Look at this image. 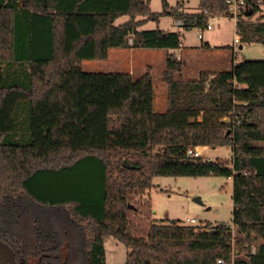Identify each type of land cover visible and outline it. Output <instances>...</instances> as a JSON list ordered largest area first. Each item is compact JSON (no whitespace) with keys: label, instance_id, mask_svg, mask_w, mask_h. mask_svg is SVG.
Wrapping results in <instances>:
<instances>
[{"label":"trees","instance_id":"obj_1","mask_svg":"<svg viewBox=\"0 0 264 264\" xmlns=\"http://www.w3.org/2000/svg\"><path fill=\"white\" fill-rule=\"evenodd\" d=\"M150 3L0 0V235L23 257L30 236L52 253L67 242L64 264H106V237L127 247L126 264H264V60L185 79L174 52L181 31L143 26L172 15L185 30H206L229 16L227 1L187 12L184 1L162 0L161 13ZM263 5L247 0L240 43L264 46ZM127 47L169 51L166 111L155 110L150 72L83 68ZM203 146H232L233 157L186 155ZM90 164L95 192L69 182ZM211 175L233 179V225L158 221L141 199L157 176Z\"/></svg>","mask_w":264,"mask_h":264},{"label":"rangeland","instance_id":"obj_2","mask_svg":"<svg viewBox=\"0 0 264 264\" xmlns=\"http://www.w3.org/2000/svg\"><path fill=\"white\" fill-rule=\"evenodd\" d=\"M171 6L178 1H184V11L196 12L199 10L201 0H168ZM153 12H163L162 0H151ZM264 14V5L263 11ZM257 14L253 20H257ZM128 20L122 16L117 23ZM182 22L172 15H162L159 21L151 20L143 28L160 27L165 30H179L183 41L181 48L174 51L179 59L184 61L181 77L185 79L197 78L201 72H218L229 69L232 62L237 60H264V46L261 43H236V20L230 16L215 18L210 21L212 29L185 30L179 25ZM199 33L203 38H199ZM132 44V39H130ZM209 44V45H207ZM169 51L165 49L149 48H118L112 49L106 60H87L83 62V68L89 72H129L135 78L150 72L155 83V110L166 111L167 83L164 80L166 58ZM179 77V73H176ZM160 148H156L159 151ZM203 158L209 160H231L233 157L232 146L201 147ZM154 186L141 196V199H149L153 209V217L158 221L179 220L188 223L187 218H198L199 223H211L216 225L226 223L233 225L234 211V185L233 179L223 176H157L154 178ZM71 185L97 191L99 179L95 172V166L90 164L81 172L69 179ZM37 225H41L38 221ZM255 250V248L253 249ZM67 251V250H66ZM65 251V252H66ZM61 252V250L59 251ZM106 264H126L129 250L114 239L105 238Z\"/></svg>","mask_w":264,"mask_h":264},{"label":"flooded vegetation","instance_id":"obj_3","mask_svg":"<svg viewBox=\"0 0 264 264\" xmlns=\"http://www.w3.org/2000/svg\"><path fill=\"white\" fill-rule=\"evenodd\" d=\"M67 242L61 248V252L52 253L41 250L33 236H30L28 251L23 255L14 243L0 235V264H46L47 259L56 258L61 264L67 260ZM66 251V252H65Z\"/></svg>","mask_w":264,"mask_h":264},{"label":"built area","instance_id":"obj_4","mask_svg":"<svg viewBox=\"0 0 264 264\" xmlns=\"http://www.w3.org/2000/svg\"><path fill=\"white\" fill-rule=\"evenodd\" d=\"M227 1V4H228V12H229V16L232 17V18H235L236 22H237V19L238 17L240 16V13L242 11V9L245 7L246 3H247V0H226ZM207 29L210 30L212 29V25L209 24L207 26ZM199 38H203V34L202 33H199L198 35ZM236 43H240V37L237 36L236 40H235ZM201 120V118H200ZM186 155L188 157H203V153H202V150H201V147H192V148H189L186 152ZM187 222L188 223H192V224H195V223H198V218H187ZM218 263L219 264H225L224 260L223 259H218Z\"/></svg>","mask_w":264,"mask_h":264},{"label":"water","instance_id":"obj_5","mask_svg":"<svg viewBox=\"0 0 264 264\" xmlns=\"http://www.w3.org/2000/svg\"><path fill=\"white\" fill-rule=\"evenodd\" d=\"M124 166L127 167V168H134L133 165L129 164V162L127 160H124L123 162Z\"/></svg>","mask_w":264,"mask_h":264},{"label":"crops","instance_id":"obj_6","mask_svg":"<svg viewBox=\"0 0 264 264\" xmlns=\"http://www.w3.org/2000/svg\"><path fill=\"white\" fill-rule=\"evenodd\" d=\"M165 30V29H164ZM237 36H239V35H237ZM236 63H238V61L237 60H234L233 62H232V66L234 65V64H236ZM231 66V67H232ZM231 67H229V69L231 68ZM224 70V69H223ZM198 78V77H197ZM192 79H194V78H192Z\"/></svg>","mask_w":264,"mask_h":264}]
</instances>
